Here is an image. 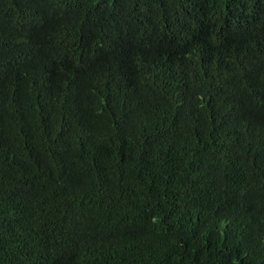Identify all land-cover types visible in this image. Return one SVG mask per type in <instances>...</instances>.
Returning a JSON list of instances; mask_svg holds the SVG:
<instances>
[{"label": "trees", "instance_id": "16d2710c", "mask_svg": "<svg viewBox=\"0 0 264 264\" xmlns=\"http://www.w3.org/2000/svg\"><path fill=\"white\" fill-rule=\"evenodd\" d=\"M0 264H264V0H0Z\"/></svg>", "mask_w": 264, "mask_h": 264}]
</instances>
